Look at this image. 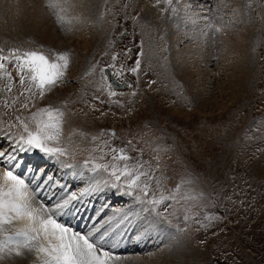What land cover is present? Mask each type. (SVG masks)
Returning <instances> with one entry per match:
<instances>
[{
    "label": "rangeland",
    "instance_id": "obj_1",
    "mask_svg": "<svg viewBox=\"0 0 264 264\" xmlns=\"http://www.w3.org/2000/svg\"><path fill=\"white\" fill-rule=\"evenodd\" d=\"M18 1L11 0L8 6L4 4L10 12L0 13V24L10 25L5 32L0 31V48L9 51L16 45L28 50L41 49L52 55L67 52L69 67L58 85L47 90L42 99L39 95L33 97L28 91L24 93L25 97L18 94L22 86L14 63L10 64L14 68V74L10 72L11 79L0 72V130L15 140L23 133L21 121H26L38 108H59L64 112L59 146L67 149L62 159L72 163L70 173L77 170L81 174L78 180L80 190L86 181L90 183L89 175H92H86L89 172L79 168H83L85 161L94 164L92 156H96V164H110L113 162L112 149L124 148L130 157L151 166L145 168L154 176L150 198L153 194L156 198L161 194H175L179 201H170L177 210V215L170 217L172 226L157 222L163 233H148L143 226L139 229L142 232H133L132 227H128L127 238H133L135 234L137 238L142 236L143 244L147 246L129 250L121 255L120 260L109 255V264H264L263 23H257L256 38L252 34L250 47L255 45V48L250 52V60L232 76L236 79L243 74L246 78L235 89L233 81L230 82L232 77L225 76V63L220 56L224 53H219L223 49L219 39L224 31L220 24L224 20V23L228 22L226 15H232L223 7L234 8L232 0H206L202 3L206 9L194 19V26L202 27L199 34L196 35L198 28L191 25V43L187 40L176 45L175 41V52H178L174 54L179 58L175 55L174 59L177 58L178 65L170 61L174 50L165 38L166 33L177 28L175 21L170 22L173 18L168 13L173 11L172 0L171 3L168 0H145L151 9L159 12L155 9L157 6L166 11L165 14L159 12V17L145 14L139 0H104L99 3L97 19H92L94 23L80 12L49 13L46 6L43 7L46 19L38 23L31 15L22 14L21 8L17 7ZM241 2V11L248 15V19L254 21L257 15L264 19L262 11L259 14L252 12L247 0ZM198 12L193 8L191 17ZM218 20H221L220 24ZM24 21H30L33 28L28 25L23 35L18 24ZM231 28L234 39L238 29ZM31 30L34 34L30 33ZM124 30L129 31V39L138 54V79L128 78L130 86L123 93L101 90L96 74H93L95 67L101 74L104 56L112 50L115 37ZM205 30H210L212 37L210 34V38L204 37ZM40 34L47 35L52 41L45 42V37ZM180 49L183 54H190L185 56L191 60L190 81L185 77L187 66L183 60L185 57L182 58L184 55L179 54ZM98 57L100 61H97ZM9 85L15 95L5 92ZM111 91L116 95H110ZM235 91L238 98L231 102L230 94ZM25 102L29 105L26 109L22 107ZM177 111L189 114V117L180 118L174 114ZM109 128L115 130L114 137L107 133ZM54 164L56 173L60 166ZM32 171L34 175L37 173L34 168ZM95 175L101 178L107 174ZM23 178L27 179V175ZM76 178L74 176L73 180ZM157 180L160 187H157ZM177 185H180L179 192H175ZM38 194L37 191L34 196L37 206L41 203ZM93 197L95 199L85 204L90 202L96 207L105 199L108 202L105 207L109 211L112 209L110 215L107 214V220L111 219L112 224L115 221L121 223L125 215L132 225L140 219L149 223L153 220L148 213L138 217L143 205L133 196L122 195L115 189L107 188L94 193ZM164 207L166 205H161L160 210ZM184 215L190 217L187 222ZM102 220L106 221L105 218ZM177 225L185 231H178ZM151 236L155 239L152 240ZM113 237L115 241L117 236ZM155 242L158 246H153ZM129 243L135 244L134 241ZM174 243L179 253L176 256L170 254V244Z\"/></svg>",
    "mask_w": 264,
    "mask_h": 264
},
{
    "label": "snow or ice",
    "instance_id": "obj_2",
    "mask_svg": "<svg viewBox=\"0 0 264 264\" xmlns=\"http://www.w3.org/2000/svg\"><path fill=\"white\" fill-rule=\"evenodd\" d=\"M168 2L171 3V0ZM58 6V3L46 4V7L53 12ZM3 53L4 49L0 48V70L6 68L2 61L14 63L20 85L27 84L26 90L33 97L38 94L41 99L44 98L48 89L58 85L69 67L67 52L49 56L36 50L22 52L20 49H10L7 55ZM116 59L113 56V60ZM139 66L137 61L136 66L130 70L137 72ZM101 72H106V69H101ZM7 75L11 79L12 74L7 73ZM104 78L106 79V76ZM108 87L111 89V85ZM8 90L11 91V85L8 86ZM110 95H116V93L111 91ZM22 107L26 109L29 105L25 102ZM63 119L64 112L59 108L51 106L38 108L26 121H21L23 133L15 140V152L9 153L5 147L0 146V158L6 159L10 165L5 167L4 164H0V168H4L0 172V237H2L0 238V260H3L5 255L11 256L13 253L17 257L34 253L42 264H109L111 257L93 242L91 234L73 231L58 220L60 215L79 212L81 209L77 205L85 202V196L102 192L107 188L120 191L122 195L133 196L143 205L142 211L153 217L152 223H166L172 226L170 217L177 215V210L170 202L179 203L175 194L170 196L161 194L159 198L153 194L150 198L149 190L154 176L150 170H145L147 162L130 157L124 148L112 149V163L94 164L91 167L92 172L105 173L106 177L102 176L101 179L94 180L79 193L70 192L59 199L54 206H47L42 202L37 206L34 190L30 189L23 175L16 172V169H20L25 164L24 159L16 153L39 150L64 167L72 168L73 165L66 164L61 159L67 153L66 148L59 146ZM128 143L131 144V141ZM83 167L88 168L89 161H85ZM27 171L32 170L28 168ZM35 175L38 180L43 177L41 184L45 187L51 185L55 188L59 184L52 175L45 176L43 169ZM156 184L160 187L159 180ZM179 190L180 185H177L175 192ZM161 205L166 207L160 210ZM169 208L173 210L168 211ZM124 219L128 217L124 216ZM183 219L187 222L190 217L184 215ZM206 219L211 218L206 217ZM18 221H25V226L16 227ZM99 223L101 226L110 225L112 220H99ZM175 227L180 232L185 231L178 225ZM107 235L108 232L105 231L101 238Z\"/></svg>",
    "mask_w": 264,
    "mask_h": 264
},
{
    "label": "bare ground",
    "instance_id": "obj_3",
    "mask_svg": "<svg viewBox=\"0 0 264 264\" xmlns=\"http://www.w3.org/2000/svg\"><path fill=\"white\" fill-rule=\"evenodd\" d=\"M10 1L11 0H0V13H9L10 12V9H8L4 6V4L6 6H8ZM103 1L104 0H19L18 1L19 5L17 7L21 8L22 14H25L26 16L31 15L32 20H34L38 23H42V21L46 19V15L43 12V7L46 6V4L49 2L58 3L59 6L55 9V12H53L52 10L49 9L50 10L49 13H61L62 15H66L67 12H68V14H70L73 11H77V12L81 13L80 15H85L86 17H88L90 19L91 22L94 23L95 20H92V19H95L97 17V13H98V9H99V3L103 2ZM204 1L206 2V0H172L171 8L174 9L175 11L168 12V13H170V15H172V18H173V19H171V21L170 20H168V21H170L171 23L173 21H175L177 28L175 27V29H173V31L166 33L165 38H167L170 41L169 43L172 45L171 49L174 50V51H172L173 53L170 54V61H172V63L174 65H178V62H179V61L177 62V60H176L177 58L174 59V56L177 54L176 52H178L177 50L175 52V46L179 45V42H181V41L186 42L187 40H189V41H187V43H189V42L191 43V39H192L191 38V25H193V27H195L196 29L198 28V33H196V35L199 34V30L202 28L201 27L199 29L200 26L199 27L194 26V24H195L194 19L196 16H199L200 13L204 12V10L206 9L205 5H202V3ZM232 1L234 2V8L227 7V6L223 7L224 11H226V9L227 10L229 9V11H228L229 14L232 12V15H226L225 16V18L227 19L228 22L224 23L225 22V20H224V22L220 24L219 21H221V20H218L219 24L224 26V31L222 32V37H220V39H219V40H221L220 42H221L222 47H223V49H221L219 51V53L221 54L223 52L224 56H222V54L221 55L219 53L218 54L223 59V63H225L224 71L226 72L225 76L228 78H230L234 75H237L239 73L242 65H244L245 63H247L250 60V57H251L250 52L255 48V45L250 47L251 46L250 42L252 41L251 40L252 34L254 33L255 38H256L257 32H255V31L257 30V23L258 24L263 23V25H264V19H262L263 17H259V15H257L255 20L252 21L251 19H248V15H245L242 13L240 7L242 6L241 1H243V0H232ZM247 1H248V5H251L253 8L252 12H257L259 14L262 11V13H264V0H247ZM138 4L141 7V10L143 12H145V14L147 13V15L149 17H152V16L153 17L154 16L159 17L160 16L159 12H162V13L166 12L165 10H160V7H157V6H155V9H157L159 12L151 9L150 5L145 0H139ZM193 8H196L197 10H199V12L193 13L192 14L193 16L191 17V10ZM173 14H175V16H173ZM167 15H169V14H167ZM167 18H169V17H167ZM220 19H221V17H220ZM193 21H194V23H193ZM69 24H70V22H69ZM28 25H30V27L33 28L30 21H24L23 23L18 24V28L21 30L23 35L26 34L24 29L27 28ZM9 26L10 25L4 26V25L0 24V31L5 32V30H7V28ZM232 26H234L238 29L236 35H234V36H236L234 39L232 38V35H231V32H233V29L231 28ZM30 33L34 34L32 30ZM46 33L47 34L49 33V29H47V28H46ZM171 33L176 34V35L174 36ZM208 34H210V37H212V35H213V34H211L210 30H208V31L205 30L204 35L203 34L202 35L204 37L207 36L208 38H210L208 36ZM40 35L42 37H45V42L50 43L52 41L51 38H49L47 35H45V34H40ZM182 35L184 37L179 38V36H182ZM216 37H217V35H216ZM194 38H196V37H194ZM252 39H254V38H252ZM175 43H176V45H175ZM86 45H88V43H85V46ZM224 48H226V49L224 50ZM174 52L176 54H174ZM180 53L182 55H184V56H182V58H184L185 56H188V57L190 56V54H188L189 52L187 54H186V52L183 54V49H180L179 54ZM226 56H227V58H226ZM188 57H185L183 60H185L184 62H186V63H184V64L187 66L186 68L184 67L185 72H186V73L184 72L185 77H187V79L189 80V79H191V74L188 75V73L191 72V62H190L191 60ZM228 57L231 58L229 63H227L229 60ZM225 58H226V61H225ZM245 80H246V78L242 74L240 77H237L236 79L234 77H232L230 79V82L233 81V86L236 89V88H239L243 84V82H245ZM238 95L239 94L236 91L234 93H231L230 94V97H231L230 101L235 102L238 98ZM220 108H221V106H220ZM174 114L180 118H188L189 117V114L183 115V113H180L178 111L174 112ZM8 136L9 135L4 134V132H2V130H0V140L5 139V141L7 143L5 150L9 153H14L15 152V140L16 139L12 140ZM28 153H29V156H31L33 160L35 158L36 159L38 158V157H35L36 152L34 150H30V151H28ZM41 153L42 152L38 151L39 155H41ZM16 154L25 160L30 159L27 155L21 156L20 153H16ZM36 162H37V160L35 161V163ZM0 164H5V167L10 166V165H8L6 159H3V158H0ZM53 165L56 166L55 164H53ZM28 168L29 167L25 166L24 168H20V169H22L20 173H19L18 169H16V172H17V174L19 173L20 175H23V174L28 175L26 182L29 183L30 189L34 190V194H36L38 191L39 197H41L43 200H45L47 202H51V203H56L59 199H61L58 194L63 193L66 195L65 190L59 188L61 186L60 183L55 187V190H54L55 194H54V192L46 190L45 186H43L41 184L42 183L41 179H43V177L40 178L39 180L36 179V177H35L36 175L34 176L33 171H27ZM54 168H56V167H54ZM3 170H4V168H0V172H2ZM71 173H76L78 176H81V174L77 173V170H75ZM77 178H76V180H77ZM98 179H101L98 175H95V174L89 175L90 183H92V182H94V180H98ZM90 195L93 197V194H90ZM87 199H88V197L84 198V200H87ZM103 203L105 205L108 202H105V199H104ZM83 206H85L83 208L84 210L81 209L80 212H75V213L70 212L67 214L60 215V216H58V218L64 224L72 225L74 228H76L75 230L70 228L71 230L76 231V232H79L78 231L79 229L89 225L92 228V231H90L89 234H91V238H92L93 242H95V240H97L95 243L99 244L101 249L104 252H107L109 255L114 256V257L117 256V260H120L121 255L128 252L130 249L131 245L129 243H127L128 227L131 226L133 232H134V230L138 231L141 228V226H143L148 233L151 231L155 232V234H157L158 232L163 233V231L161 230L162 229L161 225H158L157 222L152 223V221H151L149 223V222H145V221L140 219V220L136 221L135 225H132V224L128 223V219H126L125 222H122L125 220L124 218H123V220H121V223H119V221H115V224H112V223L110 225L104 224L103 226L98 227L97 229H99V231L95 233V231H97V230L93 229V228H96L95 226L101 225L99 223V220L106 218L105 213H107V212H104L103 210H101L100 207L94 208L93 211L94 212L97 211L98 214L101 216V218L97 220L93 216L92 211L90 209V206H92V208H93V205L90 204V202H88L87 204L83 203L82 205H79L80 208H82ZM138 213H140V214H138V217L141 216L142 214L143 215L145 214V212L142 211V208H140V212H138ZM137 219H139V218H137ZM84 220L88 221L89 224L85 223ZM91 221H92V223L90 225ZM25 223H26L25 221H18V222H16V227L22 228L25 226ZM108 225L110 227H113V228L111 229ZM134 226H136L138 229L137 230H136V228L134 229ZM109 228H110V231L108 230ZM105 231H108V235L103 236V238H101ZM81 232H82V234H86L83 231H81ZM140 232H142V231H140ZM130 234H132V233H130ZM133 234H135V233H133ZM144 234H145V232H144ZM113 236H117V237H115L114 243L112 240H110V238ZM136 236L137 235L135 234V236L133 237V240L135 242V246H137L139 248L147 246V244H143L144 239L142 236H139L138 238ZM143 236H145V235H143ZM146 236H147V234H146ZM0 238H2V237H0ZM151 238H152V240H154L155 236H151ZM123 239H125L126 242H124ZM147 239H149V238H147ZM150 243H152V242H150ZM170 246H171L170 248L172 249L170 254L175 255V256L179 255L176 244L175 243L173 245L170 244ZM138 249H136V250H138ZM0 264H42V262L34 253L33 254H27L26 253L24 256H20V257L15 256V254L13 253V255H11V256L5 255V258L3 260H0Z\"/></svg>",
    "mask_w": 264,
    "mask_h": 264
},
{
    "label": "flooded vegetation",
    "instance_id": "obj_4",
    "mask_svg": "<svg viewBox=\"0 0 264 264\" xmlns=\"http://www.w3.org/2000/svg\"><path fill=\"white\" fill-rule=\"evenodd\" d=\"M114 56L117 58L116 60L111 59V62L108 63V67L111 68L113 71L117 70H127L133 65L135 55L130 54V52L126 51L125 48H118L116 49ZM131 68V67H130ZM108 72V71H107Z\"/></svg>",
    "mask_w": 264,
    "mask_h": 264
}]
</instances>
